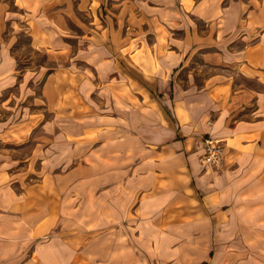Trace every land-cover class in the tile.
Segmentation results:
<instances>
[{
    "label": "crops",
    "instance_id": "crops-1",
    "mask_svg": "<svg viewBox=\"0 0 264 264\" xmlns=\"http://www.w3.org/2000/svg\"><path fill=\"white\" fill-rule=\"evenodd\" d=\"M0 264H264V0H0Z\"/></svg>",
    "mask_w": 264,
    "mask_h": 264
},
{
    "label": "rangeland",
    "instance_id": "rangeland-1",
    "mask_svg": "<svg viewBox=\"0 0 264 264\" xmlns=\"http://www.w3.org/2000/svg\"><path fill=\"white\" fill-rule=\"evenodd\" d=\"M11 50L18 58L21 68L41 66L47 62L43 53L32 50L28 37H15V41L11 44Z\"/></svg>",
    "mask_w": 264,
    "mask_h": 264
},
{
    "label": "built area",
    "instance_id": "built-area-1",
    "mask_svg": "<svg viewBox=\"0 0 264 264\" xmlns=\"http://www.w3.org/2000/svg\"><path fill=\"white\" fill-rule=\"evenodd\" d=\"M204 154L202 164L206 167L218 168L221 165L224 156L225 147L222 142L206 137L203 140Z\"/></svg>",
    "mask_w": 264,
    "mask_h": 264
}]
</instances>
